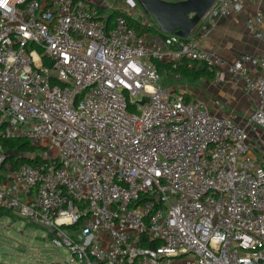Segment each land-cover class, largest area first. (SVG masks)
<instances>
[{
    "label": "built area",
    "instance_id": "built-area-1",
    "mask_svg": "<svg viewBox=\"0 0 264 264\" xmlns=\"http://www.w3.org/2000/svg\"><path fill=\"white\" fill-rule=\"evenodd\" d=\"M242 9L217 0L199 34L156 41L82 0H0L2 136L34 149L12 170L0 144V207L54 234L72 263L264 264V165L246 129L161 87L155 64H201L215 83L225 71L264 130V55L200 45L212 18Z\"/></svg>",
    "mask_w": 264,
    "mask_h": 264
},
{
    "label": "crops",
    "instance_id": "crops-1",
    "mask_svg": "<svg viewBox=\"0 0 264 264\" xmlns=\"http://www.w3.org/2000/svg\"><path fill=\"white\" fill-rule=\"evenodd\" d=\"M91 6L98 7L103 14L109 17L114 12H121L129 18L136 19L134 12L119 0H82ZM138 1V0H137ZM164 2L165 0H160ZM214 2L211 7L215 4ZM145 19L141 23L152 26L161 34L159 24L149 15L142 5ZM210 7V8H211ZM209 8V9H210ZM257 12L264 13V0L253 2L243 0V9L239 14L229 16H216L208 22V32L200 40L204 50L214 51L222 58L232 61L242 55L261 56L264 55V27L255 31H249L245 26V20ZM202 15H191L184 20L163 21L164 27L179 37L197 35L201 31ZM113 19V18H112ZM138 21V20H137ZM139 22V21H138ZM147 35V34H145ZM260 35V37H258ZM159 40L158 37H154ZM203 66L196 65V68ZM208 69V68H207ZM209 75L202 77L195 82L180 83L171 85L176 91L184 95L186 99L205 103L210 114L217 118L231 119L237 126L246 129L247 142L250 152L257 165H264V130L248 124V118L255 109V97L244 92L239 85H236L225 72L221 71L219 83H215L212 72L208 69ZM179 78V77H178ZM2 177H0L1 179Z\"/></svg>",
    "mask_w": 264,
    "mask_h": 264
},
{
    "label": "rangeland",
    "instance_id": "rangeland-1",
    "mask_svg": "<svg viewBox=\"0 0 264 264\" xmlns=\"http://www.w3.org/2000/svg\"><path fill=\"white\" fill-rule=\"evenodd\" d=\"M123 4L130 2V10L140 23L147 21L137 0H119ZM185 80L180 77H160L159 85L163 88L180 85ZM4 121L0 117V124ZM9 215L0 213V264H84L72 263L68 249L55 243V235L38 225H30L20 216L18 210ZM71 235L70 229H63Z\"/></svg>",
    "mask_w": 264,
    "mask_h": 264
},
{
    "label": "trees",
    "instance_id": "trees-1",
    "mask_svg": "<svg viewBox=\"0 0 264 264\" xmlns=\"http://www.w3.org/2000/svg\"><path fill=\"white\" fill-rule=\"evenodd\" d=\"M117 12H114L109 19L111 20ZM127 18L130 26L137 31L138 35H145L149 34L151 37H158L160 39L164 38V35L158 32V30L152 26H146L144 24H141L136 19L129 18L125 15ZM156 68L158 70V73L161 76H164V78L168 79L170 77H180L181 79L187 81V82H195L196 80L208 76L210 73L208 69L203 65L198 68H188V63L183 62L182 64L178 65L176 69H171L168 66L156 63ZM184 96V95H183ZM5 122H2L0 124V144L2 147L3 152L7 155L6 162H9L11 164L12 170H16L18 166L22 164H31L29 159L25 158L26 153L34 152V149H32L29 146V143L25 140L21 139H5L2 136V131L4 129ZM4 167V166H3ZM0 213L9 215L11 212L6 209L5 207H0Z\"/></svg>",
    "mask_w": 264,
    "mask_h": 264
},
{
    "label": "water",
    "instance_id": "water-1",
    "mask_svg": "<svg viewBox=\"0 0 264 264\" xmlns=\"http://www.w3.org/2000/svg\"><path fill=\"white\" fill-rule=\"evenodd\" d=\"M145 11L159 24V28L166 34H172L163 24V21L184 20L191 15H202L217 0H187L181 3H170L160 0H138ZM188 37V36H187ZM182 37V38H187Z\"/></svg>",
    "mask_w": 264,
    "mask_h": 264
}]
</instances>
